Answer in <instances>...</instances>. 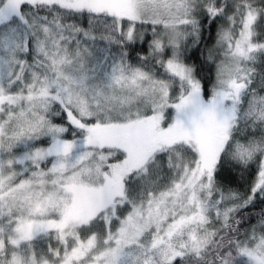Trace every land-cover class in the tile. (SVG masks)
Returning a JSON list of instances; mask_svg holds the SVG:
<instances>
[{"label": "snow or ice", "instance_id": "6c2138e0", "mask_svg": "<svg viewBox=\"0 0 264 264\" xmlns=\"http://www.w3.org/2000/svg\"><path fill=\"white\" fill-rule=\"evenodd\" d=\"M0 264H264V0H0Z\"/></svg>", "mask_w": 264, "mask_h": 264}]
</instances>
